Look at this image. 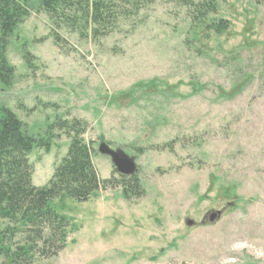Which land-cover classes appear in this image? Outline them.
I'll return each instance as SVG.
<instances>
[{
	"label": "rangeland",
	"instance_id": "obj_1",
	"mask_svg": "<svg viewBox=\"0 0 264 264\" xmlns=\"http://www.w3.org/2000/svg\"><path fill=\"white\" fill-rule=\"evenodd\" d=\"M210 18L231 29L205 33L176 0L101 38L37 6L19 25L0 109L38 141L54 122H83L99 177L121 181L98 151L106 143L136 162L144 189L130 201L122 187L87 203L53 201L71 223L67 247L32 264H264V0H219ZM51 136L49 151L29 156L36 187L71 143L64 131Z\"/></svg>",
	"mask_w": 264,
	"mask_h": 264
},
{
	"label": "trees",
	"instance_id": "obj_2",
	"mask_svg": "<svg viewBox=\"0 0 264 264\" xmlns=\"http://www.w3.org/2000/svg\"><path fill=\"white\" fill-rule=\"evenodd\" d=\"M157 0H0V83L11 86L15 68L7 49L19 25L39 8L54 24L68 27L80 35L101 38L135 20ZM190 10L193 22L205 33L223 35L231 29L224 19H212L219 0H176ZM71 138L66 157L56 166L49 183H32L33 166L29 156L36 148L50 150L54 130ZM86 125L78 120L57 121L48 125V136L38 141L11 109H0V258L5 264H32L36 256L57 257L66 247L70 221L52 203L67 198L87 203L98 193L122 187L127 201L141 198L142 183L136 174L120 176V182L102 180L94 165L95 149L84 136ZM2 224V225H1Z\"/></svg>",
	"mask_w": 264,
	"mask_h": 264
},
{
	"label": "water",
	"instance_id": "obj_3",
	"mask_svg": "<svg viewBox=\"0 0 264 264\" xmlns=\"http://www.w3.org/2000/svg\"><path fill=\"white\" fill-rule=\"evenodd\" d=\"M98 151L101 155L109 157L111 159L113 165L120 175L125 177H133L137 174L138 165L134 160H132L124 153L111 149L106 143H102L99 146ZM219 218L220 213H213L209 218V222L211 224L215 223ZM187 225L191 227L193 225V222L188 221Z\"/></svg>",
	"mask_w": 264,
	"mask_h": 264
}]
</instances>
